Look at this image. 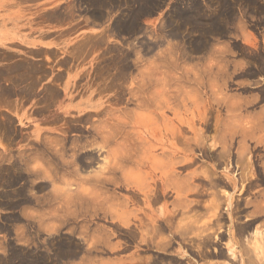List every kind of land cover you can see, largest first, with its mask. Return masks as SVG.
Segmentation results:
<instances>
[{
	"label": "rangeland",
	"instance_id": "rangeland-1",
	"mask_svg": "<svg viewBox=\"0 0 264 264\" xmlns=\"http://www.w3.org/2000/svg\"><path fill=\"white\" fill-rule=\"evenodd\" d=\"M38 2L70 40L34 65L53 114L0 160V264H264V185L212 181L263 172L264 139L240 132L261 121L264 135V0ZM75 99L92 110L60 105Z\"/></svg>",
	"mask_w": 264,
	"mask_h": 264
},
{
	"label": "crops",
	"instance_id": "crops-1",
	"mask_svg": "<svg viewBox=\"0 0 264 264\" xmlns=\"http://www.w3.org/2000/svg\"><path fill=\"white\" fill-rule=\"evenodd\" d=\"M37 4L41 3L38 0H0V160L29 146V140L34 138V117L53 114L49 104L45 110L43 96L47 85L43 83L41 88L42 98H36L34 65L40 59L44 62L50 59L57 48L65 47L70 40V30L66 21L57 25L50 23ZM65 58L66 55H60L59 63ZM60 105L69 113L92 110L90 104L78 99L63 101ZM5 193L8 192L0 191V201ZM8 213L0 207V255H8L10 251L1 229Z\"/></svg>",
	"mask_w": 264,
	"mask_h": 264
},
{
	"label": "bare ground",
	"instance_id": "bare-ground-1",
	"mask_svg": "<svg viewBox=\"0 0 264 264\" xmlns=\"http://www.w3.org/2000/svg\"><path fill=\"white\" fill-rule=\"evenodd\" d=\"M211 6V5H210ZM151 76V75H150ZM153 76V75H152ZM259 119V118H258ZM114 128V127H113ZM241 129H245V128H242L241 127ZM240 129V130H241ZM262 130H263V124L261 123V121L260 122H256L255 124H253V125H251L250 127H249V129H245L244 131H242L241 130V134H240V136H241V140L242 141H244V140H246V139H252V138H254L253 136H255V135H257V139H254L255 140V144L254 145H256V146H258L259 145V141L260 142H262V139H264V135L262 134ZM252 132H254V135L252 134ZM255 132H256V134H255ZM249 133H251L253 136H251V134H249ZM110 134V133H109ZM110 136V135H109ZM102 137V136H101ZM112 138V137H111ZM105 140V139H104ZM257 140H258V142H257ZM241 141V145H242V147L240 148V152L238 153L237 152V154L235 155V158H236V160H234L235 162L233 163L234 165L235 164H237V163H242V162H244L243 160L245 159L244 158V153H245V151L247 150V149H245V146H244V142H242ZM260 145H261V143H260ZM259 148H261V146H259ZM258 148V149H259ZM264 148V147H263ZM185 151V150H184ZM257 151H259V150H257ZM203 152V151H202ZM124 155V154H123ZM125 156H126V154H125ZM125 156H118V157H120V158H124ZM128 156H130V155H128ZM128 156H127V159H128ZM87 157V156H86ZM210 157L211 158H213L212 160H218L219 158H220V156H219V153L218 154H216L215 155V153L214 154H210ZM259 157V156H258ZM257 157V158H258ZM262 157V156H261ZM85 158V157H84ZM260 158V157H259ZM92 159V158H91ZM90 159V160H91ZM119 159V158H118ZM262 159V158H261ZM89 160V161H90ZM259 160V159H258ZM121 161V160H120ZM128 161V160H127ZM264 160H262V162H263ZM261 162V163H262ZM170 165V164H169ZM174 165V164H173ZM264 165V164H263ZM113 167H115L114 165H113ZM112 167V168H113ZM171 167V166H170ZM187 167V166H186ZM235 168H236V166H234ZM263 167V166H262ZM170 169V168H169ZM260 169V168H259ZM112 169H110V171H111ZM123 170V169H122ZM227 170V171H226ZM222 174H219V176L218 177H215V178H213V183L215 182V184L217 183V184H219V185H224V187L226 186V187H228V188H230L232 191H233V193H234V191H235V189H236V187H239V190H236V191H241L240 190V188H242V189H244V193H247V194H251V192H252V190H254V188L255 187H257V185H264V168H263V172H261V173H259V175L260 176H258V174H257V176H256V178H254V179H252V177H253V175H251L250 176V178H246V173H243V171H241V172H239L237 175H235L236 173L235 172H232V170L230 171V170H228V169H226ZM113 171V170H112ZM173 173V172H172ZM174 174V173H173ZM169 177H170V175H168ZM167 176V177H168ZM174 176V175H173ZM176 176V175H175ZM167 177H166V180H167ZM186 177V176H185ZM174 179V178H173ZM172 178H170V180L169 181H167L168 183L171 181L172 182V180H173ZM209 179H210V177H209ZM208 179V180H209ZM185 180H186V178H185ZM184 180V181H185ZM187 180H188V178H187ZM174 181V180H173ZM170 182V183H171ZM178 181H176V182H173L174 183V185L176 186V184H178L177 183ZM186 182V181H185ZM242 183H244V185H242ZM172 184V183H171ZM166 185H167V183H166ZM239 185V186H238ZM169 186H170V184H168L165 188H169ZM172 186V189L175 187H173V184L171 185ZM180 188L181 189H179V188H176V190H177V192H179V193H183L184 191H183V187H182V185L180 186ZM183 188V189H182ZM168 190V189H167ZM185 191L187 190V189H184ZM162 191L163 192H165L164 191V188L162 187ZM172 191V190H171ZM181 191H183V192H181ZM259 195V198L261 199V201L262 202H260L259 201V203H258V206L260 205V207H256V210H255V208H254V212H252V214H258V213H260V212H264V193H261V194H258ZM227 197V196H226ZM237 200V199H236ZM232 201H234L233 200V194H231L230 195V197L228 196V199H227V207H226V209H225V211L228 213V216H232L233 214H232V212H234L233 211V209H239L238 207L236 208V205L235 204H233V205H235V208L233 207V209H232V203H235V202H232ZM243 202H245L244 200H243ZM238 203V202H237ZM260 203H262V204H260ZM215 204V203H214ZM213 204V207L215 206ZM241 204V203H240ZM239 204V205H240ZM239 205H237V206H239ZM241 206H244L243 204H241ZM215 207H217V206H215ZM214 207V208H215ZM215 209H217V208H215ZM219 209V208H218ZM237 212H238V210H236ZM239 213L241 214V212L243 213L244 212V209H243V211H241L240 209H239ZM220 212V211H219ZM237 212H234V214H237ZM173 213V212H172ZM238 213V214H239ZM221 214V213H220ZM220 214H217V215H215V216H217L218 217V215L220 216ZM249 214V213H248ZM248 216H251V215H248ZM247 216V217H248ZM232 217H235V215L234 216H232ZM253 217V216H252ZM236 218V217H235ZM234 218V219H235ZM238 219V218H237ZM254 220H256V219H254ZM253 219H251V220H249V221H247V222H249V223H247V222H245L242 226L241 225H238L236 228V230H237V235H239V236H241L243 233H245L246 232V230H248V228L252 225L251 223H254L255 221H254ZM258 220V219H257ZM169 221V220H168ZM254 221V222H253ZM264 221V220H263ZM167 223V222H166ZM233 224H234V222H233ZM166 225H169L168 223L166 224ZM154 228H157V226H154ZM155 230H158V229H155ZM258 249V248H257ZM246 252H248V251H246ZM248 253H250V252H248ZM203 254L201 253V256H202ZM259 255V254H258ZM205 256V255H204ZM17 260V259H16ZM244 262V261H243ZM246 262H249V261H246ZM250 262H251V260H250ZM260 262H262V261H260ZM247 264H250V263H247ZM251 264H253L252 262H251Z\"/></svg>",
	"mask_w": 264,
	"mask_h": 264
}]
</instances>
